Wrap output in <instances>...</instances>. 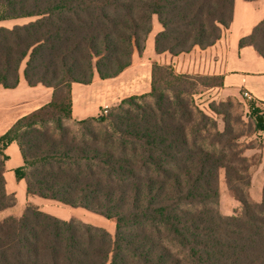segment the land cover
Instances as JSON below:
<instances>
[{"label":"trees","instance_id":"trees-1","mask_svg":"<svg viewBox=\"0 0 264 264\" xmlns=\"http://www.w3.org/2000/svg\"><path fill=\"white\" fill-rule=\"evenodd\" d=\"M232 14L233 0H0V22L32 18L0 27V87L13 89L22 76L51 90L46 104L0 136V213L15 206L3 175L4 150L15 142L23 165L13 172L27 195L114 225L111 236L27 203L0 220V264H264V185L255 204L237 186L249 184L246 159L224 151L232 145L227 129L219 132L194 105L205 77L153 62L148 93L100 117L72 116V84L129 68L145 52L154 19L153 52L177 56L212 46ZM238 46L264 59V18ZM209 78L222 86L221 75ZM256 128L264 131V122ZM220 169L241 206L231 216L216 208Z\"/></svg>","mask_w":264,"mask_h":264},{"label":"crops","instance_id":"crops-1","mask_svg":"<svg viewBox=\"0 0 264 264\" xmlns=\"http://www.w3.org/2000/svg\"><path fill=\"white\" fill-rule=\"evenodd\" d=\"M263 18L264 0H255L253 2L233 0L232 21L229 27L223 30L220 39L205 49L196 46L188 53L177 56H171L167 53L157 55L153 52L152 34L159 30L158 27H155V32L151 33L146 40L145 52L142 57L140 59H133L132 65L118 76L105 80L94 78L87 85L72 84L73 119H84L95 116L89 111L87 102H90L89 98L91 96L96 97L99 92L108 96L107 98H111V95H117L123 89H125L124 91L129 89V86L121 85L123 83H130L131 81L134 83V88H141L140 77L142 73L147 74V72H140L139 65L141 66L149 62L148 56L151 54V60L162 64H170L177 72L181 71V73H184L187 69L189 74L207 71L212 75H221L223 77V84L220 87L221 91L238 96H242L246 92L250 99L264 105V59L251 46H238V40L248 35L252 28ZM148 72L146 87L140 89L138 92L145 93L148 91L151 76L150 71ZM104 82H110L109 85L112 86L108 92L106 88L101 87ZM50 98V89L44 88L41 85L30 87L22 76H20L19 83L15 88L4 89L0 87V136L18 118L38 109L46 104ZM4 153L8 157L4 164L3 174L5 190L8 194L14 195V207L19 206L22 209L27 203L39 206L46 204L49 200L27 195L24 180H17L15 178L14 169L23 165L17 144L15 142L9 144ZM75 209L77 208H70V210ZM59 211H62L65 215L68 213V210L63 208ZM43 212L52 215L50 211L45 210ZM71 213L73 212L71 211ZM72 216L74 215H68L69 218Z\"/></svg>","mask_w":264,"mask_h":264},{"label":"rangeland","instance_id":"rangeland-1","mask_svg":"<svg viewBox=\"0 0 264 264\" xmlns=\"http://www.w3.org/2000/svg\"><path fill=\"white\" fill-rule=\"evenodd\" d=\"M31 20L32 18L5 20L0 22V27L3 26L10 28L13 25L24 24ZM152 26V33L155 32V27L159 28V25L155 19L153 20ZM151 55L148 56L149 62H146V64L141 66L139 65L140 72H147V74L142 73V76L140 77L141 88H134V83L131 81L130 83H123L121 85L129 86V89L126 91L123 89V91L117 93V95H111V98H107L108 96H105L100 92L96 97L91 96L89 98L90 102H87V107L89 111L95 115L93 117H100L101 113L103 112V107H107V111L110 112L111 108L119 104L122 99L132 95H142L149 92V89L145 93L138 91L146 87L147 75L149 73L148 71H151L153 62H156L151 60ZM141 57L137 58L140 59ZM202 72L203 73L196 74L191 73V75H200L205 77L201 79V83L206 84L197 86V91L193 96L194 105L201 113L206 115L210 121H215V127L219 132H223L225 128L227 129L223 139L228 137V139L231 140L232 145L227 148L225 147L224 151H227L229 155L232 152H236L238 155L246 159L244 164L248 166L246 174L248 175L249 184H247V186L244 184H238L237 186L243 189L247 199L251 203H259L261 199L262 187L264 185V131L257 130L256 116L261 115L262 113L264 114V105L248 98L249 96L245 97L244 93L246 92H244L242 96H238L221 91L219 86L213 85L214 83L218 82V80L209 78L212 76V74H209V72ZM177 73H181V71ZM184 73L189 74L187 69ZM109 84L110 82H104L101 87L106 88L108 92L109 88L112 87ZM250 104H253L254 107L259 109L260 112L257 115L251 111V108L249 107ZM212 106L215 107V111L211 110ZM64 124L74 132H78L79 126L74 120H67L64 122ZM210 127L213 128L211 125ZM211 131L213 130L211 129ZM34 206L38 207L41 211H50L52 216L55 215V217H59L61 220L70 219L68 215L72 214L74 216L71 218H75L89 225L104 228L111 236L114 234V225L112 222H109L93 213H89L84 209L77 208L75 210H70L69 207L51 200L41 206L37 204ZM240 207L241 206L239 202L234 199L231 191L227 187L224 170L220 169L218 173V199L216 206L218 212L223 216H231L239 212ZM62 208L68 210L67 215L63 214L62 211H59ZM22 209L17 206L7 210L6 212H2L0 213V220L6 215L18 216ZM71 211L73 213H71Z\"/></svg>","mask_w":264,"mask_h":264},{"label":"built area","instance_id":"built-area-1","mask_svg":"<svg viewBox=\"0 0 264 264\" xmlns=\"http://www.w3.org/2000/svg\"><path fill=\"white\" fill-rule=\"evenodd\" d=\"M244 96L248 97V95L246 93H244ZM106 113H107V107H103V112L101 114H106Z\"/></svg>","mask_w":264,"mask_h":264},{"label":"water","instance_id":"water-1","mask_svg":"<svg viewBox=\"0 0 264 264\" xmlns=\"http://www.w3.org/2000/svg\"><path fill=\"white\" fill-rule=\"evenodd\" d=\"M264 122V119H263V117H259V118H257V122Z\"/></svg>","mask_w":264,"mask_h":264}]
</instances>
